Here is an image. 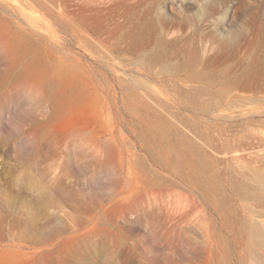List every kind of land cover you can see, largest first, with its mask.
I'll return each mask as SVG.
<instances>
[{
	"label": "rangeland",
	"instance_id": "obj_1",
	"mask_svg": "<svg viewBox=\"0 0 264 264\" xmlns=\"http://www.w3.org/2000/svg\"><path fill=\"white\" fill-rule=\"evenodd\" d=\"M0 264H264V0H0Z\"/></svg>",
	"mask_w": 264,
	"mask_h": 264
},
{
	"label": "bare ground",
	"instance_id": "obj_2",
	"mask_svg": "<svg viewBox=\"0 0 264 264\" xmlns=\"http://www.w3.org/2000/svg\"><path fill=\"white\" fill-rule=\"evenodd\" d=\"M221 19H222V17H220ZM219 18V21H221V19ZM254 234H255V237L256 238H260V237H262V234L258 231V230H255L254 231Z\"/></svg>",
	"mask_w": 264,
	"mask_h": 264
}]
</instances>
